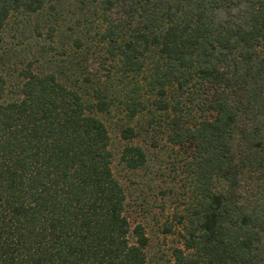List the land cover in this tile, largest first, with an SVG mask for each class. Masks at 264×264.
<instances>
[{"label": "trees", "instance_id": "1", "mask_svg": "<svg viewBox=\"0 0 264 264\" xmlns=\"http://www.w3.org/2000/svg\"><path fill=\"white\" fill-rule=\"evenodd\" d=\"M164 150L194 196L152 252ZM0 264H264V0H0Z\"/></svg>", "mask_w": 264, "mask_h": 264}, {"label": "rangeland", "instance_id": "2", "mask_svg": "<svg viewBox=\"0 0 264 264\" xmlns=\"http://www.w3.org/2000/svg\"><path fill=\"white\" fill-rule=\"evenodd\" d=\"M157 155V159L150 162L148 171L137 169L125 182L130 188L127 202L131 204V226L144 225L152 252H166L171 246L180 244L178 224L173 215L185 213L194 194L193 186L188 188L183 162H180L185 160V155L177 150H164ZM165 224H171L173 232L163 233Z\"/></svg>", "mask_w": 264, "mask_h": 264}]
</instances>
